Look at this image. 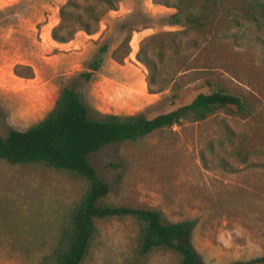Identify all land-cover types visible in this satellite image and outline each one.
<instances>
[{
	"label": "rangeland",
	"instance_id": "rangeland-1",
	"mask_svg": "<svg viewBox=\"0 0 264 264\" xmlns=\"http://www.w3.org/2000/svg\"><path fill=\"white\" fill-rule=\"evenodd\" d=\"M65 1L0 0V135L42 118L63 85L78 90L94 116H152L211 88L235 95L241 113L219 108L202 120L182 118L104 145L87 161L108 187L100 203L154 209L163 223L187 221L181 242L203 263L264 255V24L252 26L234 0H221L214 20L198 29L167 24L175 9L162 0H117L115 9L94 3L102 14L92 33L75 27L58 42L51 30ZM102 43V63L84 81L77 74ZM171 93L173 105L162 99ZM86 185L65 170L0 160V264H36L48 254ZM137 233L130 216L95 219L79 264H176L175 254L158 248L138 255Z\"/></svg>",
	"mask_w": 264,
	"mask_h": 264
},
{
	"label": "trees",
	"instance_id": "trees-1",
	"mask_svg": "<svg viewBox=\"0 0 264 264\" xmlns=\"http://www.w3.org/2000/svg\"><path fill=\"white\" fill-rule=\"evenodd\" d=\"M84 1L66 0L60 5L59 23L51 30L53 40L67 41L75 27L92 33L93 25L102 14L94 3L101 4L104 9H115L114 2L117 0H92L91 4H81ZM234 1L241 6L243 17L252 26L260 29L264 24V1ZM220 2L221 0H162L161 4L175 9L166 16L167 24L198 29L214 20ZM77 8L81 11L78 12ZM83 15L90 19L89 23L81 21ZM72 21L75 24L73 27L70 26L64 34L58 33L64 25L71 24ZM106 51L105 43L99 45L77 76L88 81L99 69ZM137 59L150 72H154L151 60L138 55ZM147 83H151V80L148 79ZM174 94L166 95L162 99H168L169 104L173 105ZM219 108L232 113L244 111L239 97L218 88H211L196 93L185 104L159 111L152 116H146L144 112L123 115L97 112L94 116L80 92L69 85H63L58 89L51 107L42 118L24 130L9 128L5 135H0V160L9 164L40 163L73 173L83 178L87 184L59 240L36 264H79L94 231V220L109 216H130L135 219L138 225V255L143 256L158 248L175 254L176 264H205L189 244L181 242L189 232L187 221L163 223L159 212L154 209L100 203L108 187L96 175L94 168L87 161V156L104 145L137 140L155 129L176 124L182 118L191 121L202 120ZM263 262L264 255L227 264Z\"/></svg>",
	"mask_w": 264,
	"mask_h": 264
}]
</instances>
